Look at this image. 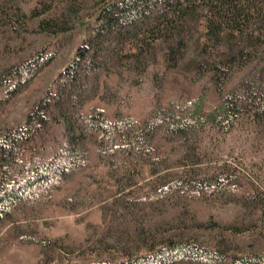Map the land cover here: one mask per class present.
<instances>
[{"label": "trees", "instance_id": "1", "mask_svg": "<svg viewBox=\"0 0 264 264\" xmlns=\"http://www.w3.org/2000/svg\"><path fill=\"white\" fill-rule=\"evenodd\" d=\"M20 2L0 0V54L6 59L0 64V100L5 102L56 56L40 49L11 61V40L22 36L33 44L39 36L70 30L81 16L80 0H37L30 12ZM11 5L20 11L11 13ZM11 15L28 17V25L16 26ZM97 20L25 121L0 131V250L15 237L35 245L46 263L53 248L68 253L81 246L80 239H52L22 226L19 216L35 212L65 184L76 185L81 172L104 162L117 190L103 220L123 242L125 256L85 264H264V197L237 184L230 169L198 171L205 129L228 133L246 121L264 137V0H107ZM129 44L137 50L131 52ZM160 50L170 67L180 65L188 52L203 56L194 76L200 92L191 99L177 93L167 107L152 105L140 123L123 113L120 89L106 77L144 76ZM157 75L153 79L160 84ZM211 89L219 101L205 112ZM97 98L114 106L112 119L98 106L86 109ZM173 156L184 172L165 171ZM144 167L152 178L142 192L130 195L127 189L139 186ZM210 200L233 202L238 214L227 222L201 217L199 210ZM170 201L184 211L138 223L137 210Z\"/></svg>", "mask_w": 264, "mask_h": 264}, {"label": "rangeland", "instance_id": "2", "mask_svg": "<svg viewBox=\"0 0 264 264\" xmlns=\"http://www.w3.org/2000/svg\"><path fill=\"white\" fill-rule=\"evenodd\" d=\"M10 1L16 4L18 0ZM20 1V6L25 12H30L29 10L35 6L37 0ZM83 1L80 6V19L74 22L70 30L64 33L39 36L32 40L33 44L23 41L22 36L16 38L14 42L11 40L9 46L11 61L29 57L30 54L40 49L55 52L56 56L29 83L20 86L7 102L0 100V131L4 126H17L25 121L26 114L42 96L44 89L57 78L60 71L74 56L77 47L97 26L98 10L107 0H89L90 3L88 0ZM10 9H12L11 13L20 11L18 5L15 8L11 5ZM15 16V18L13 15L9 16L13 24L18 27L28 25V17ZM199 29L202 32L206 31L205 20H201ZM227 32H229L228 29L222 32L224 38ZM127 48L131 52L137 50L133 44H129ZM203 60L202 55L188 52L180 65L170 67L167 66L160 50L157 62L145 69L147 73L144 76L129 73L128 78H121L116 73H112L106 77V80L119 87V97L122 100L120 106L123 113L143 123L152 105L167 107L170 99L177 93L184 99L198 96L201 81L196 80L194 76L197 64ZM5 62V55L0 54V64ZM155 73L158 74L160 84L153 79ZM241 73L242 69H239L237 76ZM231 85L232 81L228 87ZM218 101V95L211 89L204 111H210L218 104ZM90 106L105 109L109 118L112 119L114 106L111 103L97 98L90 101L86 109ZM262 136L260 131L246 121H241L228 133L217 132L210 128L205 129L199 147L202 163L198 171L209 173L221 167L230 169V172L235 173L237 184L248 192H251L253 188L257 189L264 197V137ZM169 164L171 166L165 170L166 172H184L185 170V166L180 162L175 163L174 156L169 160ZM109 170L104 162L90 167L79 174L76 185L65 184L47 203H41L35 212L20 213L18 222L22 226L29 227L52 239L55 237H63L64 240L80 239L81 246L73 247L68 253L58 252L53 248L50 250L52 260L41 263L39 250L35 245L21 243L17 238L12 237L6 246L1 247L0 264H85L98 259H123L125 256L123 242L118 241L108 231V225L103 220V210L112 202L117 190L115 180L110 176ZM151 178L152 176L147 173V167H144L139 186L132 187L131 190L127 189V191L130 195L136 196L144 190L145 182ZM203 205L204 207L199 210V215L203 218L214 215L221 221L227 222L238 214L233 202L210 200ZM184 209L179 203L170 201L165 205L153 204L150 207L139 209L134 214L139 224L146 225L157 219L176 217V213ZM101 235L106 238V242L101 239Z\"/></svg>", "mask_w": 264, "mask_h": 264}]
</instances>
